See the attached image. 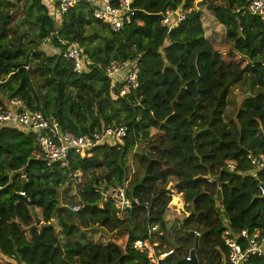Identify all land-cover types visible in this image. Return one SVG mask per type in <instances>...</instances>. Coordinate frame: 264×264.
<instances>
[{"label": "trees", "instance_id": "16d2710c", "mask_svg": "<svg viewBox=\"0 0 264 264\" xmlns=\"http://www.w3.org/2000/svg\"><path fill=\"white\" fill-rule=\"evenodd\" d=\"M195 1L134 0L131 23L114 31L86 2L56 19L49 0H0L1 106L20 98L76 135L128 127L122 149L101 145L67 167L45 164L34 133L0 128V264H155L133 242L150 226H158L153 242L167 229L172 197L180 207L175 193L189 212L184 240L195 247L186 232L199 237V264L226 255L227 225L264 236V169L253 176L248 157L264 153V18L237 14L246 0ZM180 6L189 12L179 26L162 25L165 11ZM210 16L225 27L220 45L208 34ZM71 44L91 62L83 73L58 53ZM126 60H138L139 85L121 96L105 68ZM238 85L249 93L231 116ZM133 154L139 172L130 178ZM96 169L107 172L77 183L75 173ZM119 185L139 204L120 212L106 196ZM188 256L173 251L159 264H189L181 260Z\"/></svg>", "mask_w": 264, "mask_h": 264}, {"label": "built area", "instance_id": "2783aa9c", "mask_svg": "<svg viewBox=\"0 0 264 264\" xmlns=\"http://www.w3.org/2000/svg\"><path fill=\"white\" fill-rule=\"evenodd\" d=\"M54 8V15L61 18L63 14L73 9L81 2L88 3L95 18L108 24L112 30L120 31L125 24L132 21L136 8L132 6L134 0H49ZM189 10L182 6L165 11L162 25L170 28L179 26L185 19ZM236 13L241 16H257L264 18V0H246V4L238 9ZM65 43V42H64ZM45 44V43H44ZM66 60L71 61L76 73H83L91 63L82 55V50L75 44L69 45L64 50H59ZM106 74L113 80L114 88L117 87L121 96L127 95L132 89L139 85L140 65L138 60L111 61L105 68ZM18 126L24 131L34 133L36 145L39 148L42 159L48 167L59 165L67 167L70 158L80 155L84 157L92 149L101 145L117 147L118 150L124 146V138L127 134L126 125L108 126L103 130H97L93 134L76 135L67 129L60 128L53 113L45 112L42 109H32L20 98L8 100L5 107L0 105V128ZM248 157L253 165L252 175L257 176L258 172L264 169V153L259 155L249 154ZM230 171L236 170L235 164H229ZM75 173V177H79ZM209 182L213 178L208 179ZM261 196H264V183L259 184ZM24 197L26 192L20 191ZM114 201V204L121 212L124 207L131 206L132 202H139L127 196L124 186H117L111 194H106ZM29 199V198H28ZM78 211L79 207L74 206ZM157 225L149 227L147 238H138L133 242V248L138 251L148 252V258L152 263L159 264L160 258L156 253L157 243L152 241L153 232ZM197 233V232H196ZM224 244L227 246V253L219 264H246L253 255L264 256V236L259 233L250 235L247 229L235 231L229 225L223 232ZM163 256V257H162ZM191 260V256L186 257Z\"/></svg>", "mask_w": 264, "mask_h": 264}, {"label": "rangeland", "instance_id": "374dc122", "mask_svg": "<svg viewBox=\"0 0 264 264\" xmlns=\"http://www.w3.org/2000/svg\"><path fill=\"white\" fill-rule=\"evenodd\" d=\"M199 1L201 0L195 1L196 6ZM211 18H212L211 16H210V19L207 18V21L209 24L208 34H210L212 38L217 40L216 41L217 45H220L221 44L220 41L222 40L225 34V31H226L225 27L214 23L211 20ZM49 46L52 47L51 44ZM221 47L224 49H221L220 52L224 54L228 52L230 53L233 50L232 46H228L227 48H225L226 46H221ZM246 59L248 60V58ZM248 93L249 91H247L245 85H238L231 90L229 94V98H228V109H227L228 114H230L231 116H236L237 111L241 107ZM139 161H140L139 156L134 155V154L130 156L129 158V166L131 170L130 178H132L136 173L139 172V168H138ZM106 172L107 171H105V169H96L93 171L85 172L83 174L80 173V176L77 177L76 180L78 184L83 186V185L90 183L91 180L95 177L96 178L102 177L103 175L106 174ZM174 195H181V201L177 199L178 201L174 203V205H179L180 207L177 208L176 206H173L172 204L173 197H172V201L169 204L168 211L165 215L167 229L165 231H162L158 235H156V240H155V243H157V246L155 247L156 253L167 251L165 253H167L168 255L174 251L176 255L186 254V256H188L190 255L188 254L189 250L191 252V250L194 249V245H193V241L184 240V236H183L184 234L181 232L180 224H181V221L184 219V217L189 215V212L187 211L184 195L179 194V193L177 194L175 193ZM120 217H123V215H120ZM192 245H193V248H192Z\"/></svg>", "mask_w": 264, "mask_h": 264}, {"label": "water", "instance_id": "95a60500", "mask_svg": "<svg viewBox=\"0 0 264 264\" xmlns=\"http://www.w3.org/2000/svg\"><path fill=\"white\" fill-rule=\"evenodd\" d=\"M24 180H25V177H24ZM27 202H29L31 204L32 200L31 199H27ZM70 210L73 213L77 212L76 210H74L72 208ZM186 233L194 235V236L196 235L195 236V247L190 252L191 260H188L187 258H181V260H183L184 262H188L189 264H199V259H198L197 254H196V251H197V249L199 247V237H198L196 231H190V232H186Z\"/></svg>", "mask_w": 264, "mask_h": 264}, {"label": "crops", "instance_id": "0c3cea01", "mask_svg": "<svg viewBox=\"0 0 264 264\" xmlns=\"http://www.w3.org/2000/svg\"><path fill=\"white\" fill-rule=\"evenodd\" d=\"M174 195V194H173ZM183 195V194H182ZM185 204H186V202H185Z\"/></svg>", "mask_w": 264, "mask_h": 264}, {"label": "bare ground", "instance_id": "6f19581e", "mask_svg": "<svg viewBox=\"0 0 264 264\" xmlns=\"http://www.w3.org/2000/svg\"><path fill=\"white\" fill-rule=\"evenodd\" d=\"M177 194V193H176Z\"/></svg>", "mask_w": 264, "mask_h": 264}]
</instances>
